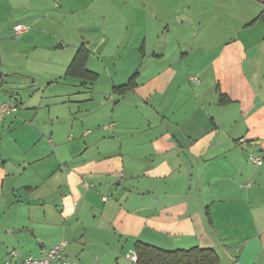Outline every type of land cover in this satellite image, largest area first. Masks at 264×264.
Listing matches in <instances>:
<instances>
[{"label": "crops", "instance_id": "crops-1", "mask_svg": "<svg viewBox=\"0 0 264 264\" xmlns=\"http://www.w3.org/2000/svg\"><path fill=\"white\" fill-rule=\"evenodd\" d=\"M75 8L97 79L65 75L73 54L62 130L16 109L19 140L0 118V264L61 240L77 264H137V241L264 264V0H0V45Z\"/></svg>", "mask_w": 264, "mask_h": 264}, {"label": "rangeland", "instance_id": "rangeland-1", "mask_svg": "<svg viewBox=\"0 0 264 264\" xmlns=\"http://www.w3.org/2000/svg\"><path fill=\"white\" fill-rule=\"evenodd\" d=\"M65 10L70 13L65 17L58 15L57 17L60 16L61 19H43L38 24L28 25L32 33L23 40H20L21 36L9 35L10 26H8L3 36L8 40L0 45V71L6 75L4 80L0 81V99L8 101L18 111L22 110V114L31 119L33 125L40 127L41 130H46V127L52 124L61 127L62 130L66 120L64 118L68 104L66 101L78 96V89L73 86V82L66 84V81L59 77L63 76L65 66L75 52L70 41L75 35L73 26L83 20L85 13L77 11L76 8ZM63 11V9L57 10V13L62 14ZM57 37L64 40L66 45L63 48H54L58 44L62 45ZM56 114L61 115V123L53 118ZM25 117L20 116L22 119ZM4 118H6V131L17 130L16 138L27 140L24 138V132H19L30 130L27 125H22L21 122L12 125L7 121L13 118V113ZM70 134L73 132H64V138ZM44 135L41 138L38 136L35 144L40 145L42 139L47 140L48 134ZM7 138L5 137V140Z\"/></svg>", "mask_w": 264, "mask_h": 264}, {"label": "trees", "instance_id": "trees-1", "mask_svg": "<svg viewBox=\"0 0 264 264\" xmlns=\"http://www.w3.org/2000/svg\"><path fill=\"white\" fill-rule=\"evenodd\" d=\"M257 19L264 21V10L259 13ZM90 54L89 48L84 43H81L75 51L72 61L66 68L65 75L82 79L86 82L95 81L97 74L86 68V62ZM135 77L136 74H133L126 83L113 87V91L119 94L124 93L134 85ZM134 248L137 255V264H219V256L212 248L208 247L166 250L137 241Z\"/></svg>", "mask_w": 264, "mask_h": 264}, {"label": "built area", "instance_id": "built-area-1", "mask_svg": "<svg viewBox=\"0 0 264 264\" xmlns=\"http://www.w3.org/2000/svg\"><path fill=\"white\" fill-rule=\"evenodd\" d=\"M28 29L27 26L23 24H16L13 26L14 33L22 34L26 32ZM191 81L197 82L195 77H190ZM16 110V107L10 104L7 101H0V118L5 116L6 114L13 113ZM112 123L106 124L105 127H110ZM248 158L253 161L255 164H261L263 159L259 155L249 154ZM86 187H88L89 183H84ZM66 245L65 240H61L58 243L52 245L46 252V254L42 257L34 256L31 254L26 255L25 257H21L16 260L12 264H77V261L74 259L67 258L64 253L63 249ZM131 259L136 260V255L133 254L130 256ZM2 264H11L9 262H3Z\"/></svg>", "mask_w": 264, "mask_h": 264}, {"label": "water", "instance_id": "water-1", "mask_svg": "<svg viewBox=\"0 0 264 264\" xmlns=\"http://www.w3.org/2000/svg\"><path fill=\"white\" fill-rule=\"evenodd\" d=\"M246 141H248V139Z\"/></svg>", "mask_w": 264, "mask_h": 264}, {"label": "bare ground", "instance_id": "bare-ground-1", "mask_svg": "<svg viewBox=\"0 0 264 264\" xmlns=\"http://www.w3.org/2000/svg\"><path fill=\"white\" fill-rule=\"evenodd\" d=\"M258 165H260V164H258Z\"/></svg>", "mask_w": 264, "mask_h": 264}]
</instances>
